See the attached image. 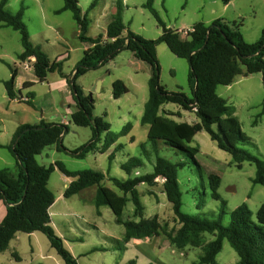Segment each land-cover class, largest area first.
I'll return each instance as SVG.
<instances>
[{
	"label": "rangeland",
	"instance_id": "rangeland-1",
	"mask_svg": "<svg viewBox=\"0 0 264 264\" xmlns=\"http://www.w3.org/2000/svg\"><path fill=\"white\" fill-rule=\"evenodd\" d=\"M2 0H0L1 3ZM82 13L89 20L87 36L104 35L109 23L119 12L128 31L147 39L157 40L163 27L175 30H192L197 23L211 25L217 19L241 24L240 31L248 43L257 42L264 30V0H154L153 15L144 5L147 0H78ZM64 0H8L6 9L16 14L25 8L23 22L28 28L31 41L38 45L51 62L62 61V70L71 74L83 58L86 43L78 38L80 28L73 19L71 11L57 13ZM94 5V8H90ZM23 52L20 33L0 24V170L10 169L16 176L18 167L12 155L11 145L17 127L20 124L37 125L39 123H66L67 134L62 144L73 151L87 145L92 138L89 127L76 126L67 112L66 90L61 88L62 77L59 73H49L44 82H40L33 71H25L19 55ZM159 63L160 84L171 93H184L192 97L189 85L190 66L186 59L174 55L165 43L156 47ZM62 57H65L62 59ZM61 59V60H60ZM19 70L17 90L24 97L34 94L30 102L14 98L6 92L5 82L11 78L13 70ZM151 67L135 58L128 50L122 51L115 59L104 66L90 70L80 76L76 83L85 88V94L94 102V116L103 118L110 124V131L100 136L96 148L89 151L83 159L60 152L55 146L45 148L38 162L49 167L62 162L69 171L94 170L107 173L118 179H127L152 173L157 154L172 163H183L178 178L182 191V212L201 218L215 219L218 216L220 202L213 199L208 183L211 174L220 176L219 194L227 203L228 214L224 224L230 221V212L242 204H247L256 219L259 208L264 204V186L254 184L256 166L244 163L238 169L232 163L229 153L221 150L212 141L208 133L199 132L191 146L198 147L197 161L194 163L186 153L176 151L160 144L157 152L148 140L147 125L141 124L144 106L149 98V80ZM28 79L33 85L23 88L22 80ZM64 79V78H63ZM97 79L101 86L94 88ZM123 80L129 93L119 99L112 96V86L116 80ZM217 93L225 99L239 120L241 130L249 142L238 147L264 161V79L261 74L238 76L230 86H219ZM165 109V110H164ZM163 111L173 113L178 122H194L195 112L183 111L176 104H167ZM180 114L177 116L176 114ZM129 126V130H124ZM217 130V128L215 127ZM119 135V137H117ZM105 141L111 146L102 151ZM122 148L116 151V148ZM114 153L115 159L110 165L108 156ZM130 158H138L142 166L133 169L128 175L121 165ZM70 180L58 169L52 172L48 187L57 201L53 205L52 224L58 235L63 238L66 247L77 258L78 264H127L135 260L136 264H193L198 260L200 249L179 251L170 245L165 234L150 239L123 241L124 227L116 221L111 209L94 205L97 187H91L80 194L64 197ZM105 186L117 191L109 180ZM163 182L142 184L138 187L141 200L145 205V216L157 215L166 233L174 232L179 224L175 220L172 206L163 192ZM126 220H135L134 205L128 201L124 212ZM209 242L211 234H204ZM95 248L103 250L93 251ZM120 249H124L123 251ZM239 257L227 240L217 256L218 264H237ZM0 264H64L62 258L50 245L47 236L41 232L32 234L17 233L8 247L0 252Z\"/></svg>",
	"mask_w": 264,
	"mask_h": 264
},
{
	"label": "trees",
	"instance_id": "trees-1",
	"mask_svg": "<svg viewBox=\"0 0 264 264\" xmlns=\"http://www.w3.org/2000/svg\"><path fill=\"white\" fill-rule=\"evenodd\" d=\"M228 4L230 0H223ZM8 0L0 3V24L10 27L20 33L23 52L20 61L35 57V76L44 82L49 73L58 72L65 78L72 91L77 111L71 114L72 122L79 127H89L92 138L87 145L70 151L62 144L63 137L68 132L66 124L41 122L37 125L23 124L14 134L9 149L17 161L18 173L12 176L7 169L0 170V201L6 205V215L0 222V252L6 249L17 233L32 234L41 232L47 236L50 245L62 258L64 264H78L77 258L66 247L62 237L52 225L50 208L56 198L48 187V182L55 169L60 170L67 178L72 179L64 192V197L80 194L84 190L96 186L94 205L97 209L107 206L111 209L116 221L124 227L123 241L150 239L165 234L170 245L176 250L200 249L202 252L193 264H218L217 256L223 248V242L228 241L237 253V264H264V204L259 208L256 219L247 206L242 204L230 212L228 225L224 217L228 214L227 203L219 194L221 178L211 174L208 183L213 199L220 202L217 218H201L182 212V191L178 172L183 163H172L157 154L152 173L118 179L107 173L94 170L69 171L62 162H55L49 167L41 165L37 157L45 148L55 146L60 152H66L72 157L83 159L89 151L96 148L100 136L110 131V124L103 118L94 116V102L87 96L76 80L90 70L98 69L115 59L122 51L128 50L134 56L147 63L153 70L149 84V98L144 106L141 124L147 125L148 140L157 152L158 146L164 144L176 151L186 153L199 165L196 157L198 147L191 146L194 137L199 132H206L217 146L229 153L232 163L238 169L244 163L256 166L254 184L264 186V161L238 147L248 143L249 139L241 130L239 120L233 115L227 101L217 93L219 86H230L238 76L261 74L264 79V30L261 38L255 43L244 40L240 31L241 24L230 23L217 19L211 25L197 23L193 31L183 37L179 30L167 28L161 21L163 32L157 40H147L132 31L124 34L126 26L118 12L107 26L105 35L88 37L89 20L83 14L78 0H64L63 7L57 11H71L73 19L80 28L79 40L91 46L85 50L83 58L74 71L67 75L62 70V61L51 62L47 54L35 45L30 38L27 26L23 22L25 8L13 14L6 9ZM157 16L154 0H147L144 5ZM91 9L94 5H91ZM165 43L170 51L179 58L186 59L190 66L189 85L192 97L184 93H171L160 84L159 63L156 47ZM17 69L11 73V78L5 82L7 95L20 100L21 91L15 90ZM34 83L25 82L23 88ZM129 93V88L123 80H116L112 86V96L119 99ZM28 101L34 98L28 94ZM176 104L183 111L195 112L194 122H178L172 118L173 113H166L162 106ZM180 116V114H176ZM217 128V130L215 129ZM126 131L129 126H126ZM119 137V135L117 136ZM111 144L105 141L102 151L109 150ZM122 148L119 145L116 148ZM110 165L115 159L114 153L109 156ZM142 166L138 158H130L121 168L131 175L133 169ZM164 180L163 192L172 206L179 227L174 232L166 233L157 215L145 216V205L138 191L142 184L154 185L156 180ZM109 180L117 191L105 186ZM128 201L134 205L135 220L124 218ZM204 234H211L214 239L206 242ZM103 250L95 248L93 251ZM124 250V249H120ZM127 264H136L130 260ZM165 264V263H164Z\"/></svg>",
	"mask_w": 264,
	"mask_h": 264
},
{
	"label": "crops",
	"instance_id": "crops-1",
	"mask_svg": "<svg viewBox=\"0 0 264 264\" xmlns=\"http://www.w3.org/2000/svg\"><path fill=\"white\" fill-rule=\"evenodd\" d=\"M106 32V31H105ZM105 35V34H104ZM91 45L89 44V43H86V47H85V50H87L89 47H90ZM65 57H62V59H64ZM136 58V57H135ZM61 60V59H60ZM147 64V63H146ZM150 66V65H149ZM151 67V66H150ZM151 71H152V74H153V70H152V68H151ZM17 73H18V76H17V78H16V84H15V90L17 91L19 88H20V86H18V80H19V78L21 77L20 75H19V70H17ZM70 75V74H69ZM25 82H30V83H32L33 81L32 80H26V79H23L22 80V85H24V83ZM34 83V82H33ZM61 88H63V90H66V96H65V103H66V108H67V112L71 115L72 113H74L75 111H77V106H76V103H75V101H74V98H73V95H72V91H71V89H70V87H69V85H68V82H67V80L64 78H62V81H61ZM98 84H99V86H101V84H102V81L100 80V79H97V81H96V83H95V86H94V88H97V86H98ZM83 90H84V92H85V88L83 87ZM167 105V104H166ZM164 106L165 105H163L162 106V110L164 109ZM180 108V107H179ZM165 110V109H164ZM182 112H183V110H182ZM62 124H66V123H62ZM21 125H23V124H20L19 126H21ZM18 126V127H19ZM17 127V128H18ZM16 166L18 167V164H17V161H16ZM8 171H10L11 172V170L10 169H7ZM67 179H69L70 180V182L72 181V179H70V178H67ZM57 201V200H56ZM55 204V203H54ZM53 207V206H52ZM52 207L50 208V215H51V220H52V212H51V209H52ZM5 215H6V205H5V203L3 202V201H0V222L4 219V217H5ZM53 222V221H52ZM53 225V224H52ZM53 227H54V225H53ZM55 228V227H54ZM75 257V256H74Z\"/></svg>",
	"mask_w": 264,
	"mask_h": 264
},
{
	"label": "built area",
	"instance_id": "built-area-1",
	"mask_svg": "<svg viewBox=\"0 0 264 264\" xmlns=\"http://www.w3.org/2000/svg\"><path fill=\"white\" fill-rule=\"evenodd\" d=\"M180 31V30H179ZM192 30H181L180 33L183 37L187 36L189 32H192ZM22 63L19 65L23 70L25 71H33L35 73V62L36 59L35 57H29L28 59H26L25 61H21ZM21 100L23 101H28L29 98L28 96L24 97L23 95L20 96ZM164 181V180H162Z\"/></svg>",
	"mask_w": 264,
	"mask_h": 264
}]
</instances>
